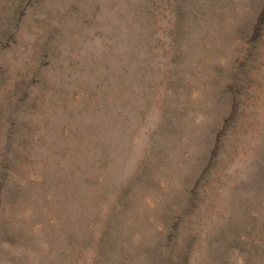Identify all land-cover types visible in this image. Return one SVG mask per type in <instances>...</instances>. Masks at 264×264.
<instances>
[{"label":"rangeland","instance_id":"1","mask_svg":"<svg viewBox=\"0 0 264 264\" xmlns=\"http://www.w3.org/2000/svg\"><path fill=\"white\" fill-rule=\"evenodd\" d=\"M0 264H264V0H0Z\"/></svg>","mask_w":264,"mask_h":264}]
</instances>
